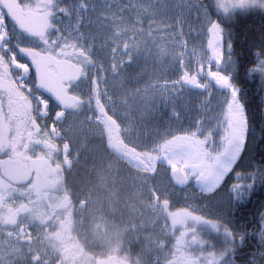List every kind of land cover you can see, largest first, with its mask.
<instances>
[{
	"label": "snow or ice",
	"instance_id": "6c2138e0",
	"mask_svg": "<svg viewBox=\"0 0 264 264\" xmlns=\"http://www.w3.org/2000/svg\"><path fill=\"white\" fill-rule=\"evenodd\" d=\"M77 137L148 182L152 264H264V0H0V225Z\"/></svg>",
	"mask_w": 264,
	"mask_h": 264
},
{
	"label": "flooded vegetation",
	"instance_id": "af4514ba",
	"mask_svg": "<svg viewBox=\"0 0 264 264\" xmlns=\"http://www.w3.org/2000/svg\"><path fill=\"white\" fill-rule=\"evenodd\" d=\"M31 168L30 162L21 161L20 175L26 176ZM66 176L61 170L41 187L31 205L21 212L16 225H0V257L8 254L14 264H46L42 254L38 255V249L53 246L55 257L47 264H152L151 250L147 249L144 203L139 204L132 198V182H116L111 187L108 232L120 238H116L107 253L101 254L96 241L99 228L95 224L99 223V218L95 222L93 219L98 205L87 198L83 185L74 195V188L68 185ZM145 190L144 184L141 185L144 196L140 200L146 198ZM22 229L28 237L19 239L18 244L25 248V253L16 258L5 232L12 233L10 237L14 238ZM101 230L105 232V228ZM32 234L39 235L45 241L43 245L36 246ZM27 255L35 256L25 259Z\"/></svg>",
	"mask_w": 264,
	"mask_h": 264
},
{
	"label": "rangeland",
	"instance_id": "374dc122",
	"mask_svg": "<svg viewBox=\"0 0 264 264\" xmlns=\"http://www.w3.org/2000/svg\"><path fill=\"white\" fill-rule=\"evenodd\" d=\"M86 138L87 137H86V133H85V135L82 136L81 139H86ZM81 139L79 137L76 138V142L73 145L74 149L72 148V151L70 152V158L72 160L70 169H65V167L62 166V171H64L65 173L73 171L74 170L73 164L75 162L77 154L79 153V151L85 150V152H87L89 154L93 153V154H91L92 156L98 157L97 161L95 163H93V160H91V165H90L91 168H95L94 173H95V175H97L95 177H101L103 175L111 177L112 179L110 180V184L112 187L114 186V184L116 182L124 184V182L126 180H130V182H132V186H131L132 198L133 199L135 198L136 201H139L140 198H142V196H144V192L141 193L142 192L141 191V185H143V183H144V180L141 179V176L137 175L134 177V179L133 178L131 179V176L129 175V173L127 171V167H124L121 164L114 162L111 158L101 154L100 147L98 146L97 141L90 140L88 142L87 147L81 148V146H80L81 145ZM77 150H79V151L77 152ZM146 187H147V183H146ZM145 192L147 193V200H148V198H149L148 191L145 190ZM75 194L76 193L74 192V195ZM148 210H150V209L148 208ZM96 218H99L98 219L99 223L98 222L95 223L96 226L99 228V233H98V237H96L97 238L96 241L98 243L100 253L101 254L104 252L107 253L109 250V247L112 246L113 243L116 241V238H120V236L116 233L114 236L109 234L108 228L110 225L108 224V221L110 219L108 218V215L105 212H102V210L99 208H97V210L95 211V213L93 215L94 222H95ZM90 219H91V217H90ZM23 224H25V223H23ZM102 228H105V232H103L101 230ZM150 235H151V232L149 234L147 233V249H148V251L150 250V247H149ZM32 236L34 237V242H35L36 246L43 245V243L45 242V241L41 240V237L39 235L32 234ZM17 237H18V235L14 236L15 240H11L9 238H6V239H7L8 243L10 244V247L12 249H14V251L16 252L15 257L20 258V257H22V255H24L25 248L19 246V244H18L19 240L17 239ZM121 237H123V236H121ZM27 246H30V245H27ZM52 247L47 248V249L46 248L41 249L39 247L38 255L42 254V259L44 260V262L47 260L46 258H47L48 253H49L48 249H50L51 254L53 253L52 255H54V257H55V253H54V250ZM34 256L35 255H30V256L27 255L25 257V259H29V258L32 259V258H34ZM46 263H49V262H46Z\"/></svg>",
	"mask_w": 264,
	"mask_h": 264
},
{
	"label": "trees",
	"instance_id": "16d2710c",
	"mask_svg": "<svg viewBox=\"0 0 264 264\" xmlns=\"http://www.w3.org/2000/svg\"><path fill=\"white\" fill-rule=\"evenodd\" d=\"M243 23H252V21L242 22ZM74 149V146H73ZM101 154L111 158L114 162L121 164L124 167H127V171L131 176V179L137 175L142 176V173H138L136 170L128 167L125 163L118 160L114 155L107 152L106 149L100 148ZM93 153H87L84 151H79L75 162L73 164L74 170L71 172L66 173V181L68 185L74 188L75 193H78L79 187L81 185L84 186L85 195L87 198L92 202L98 205V208L104 211L107 215L109 214V205L112 202L111 200V184L110 180L111 177L103 175L101 177H95V168H91V160L93 163L97 161L96 156H92ZM89 155V156H88ZM87 156V157H86ZM147 181L144 180V186L146 187ZM147 190V187H146ZM142 201L144 203V210H145V222H146V229L147 233L149 234L152 232V212L148 210L146 201H147V193L146 198L143 200H139V204Z\"/></svg>",
	"mask_w": 264,
	"mask_h": 264
},
{
	"label": "bare ground",
	"instance_id": "6f19581e",
	"mask_svg": "<svg viewBox=\"0 0 264 264\" xmlns=\"http://www.w3.org/2000/svg\"><path fill=\"white\" fill-rule=\"evenodd\" d=\"M112 155H114V154H112ZM115 156V155H114ZM69 157H70V155H69ZM116 157V156H115ZM117 158V157H116ZM71 159V158H70ZM118 159V158H117ZM63 160V156H61V161ZM118 160H120L121 162H123V163H125L128 167H129V165L124 161V160H122V159H118ZM71 163H72V160H71ZM69 166H71V164L70 165H65V167L67 168V169H70V167ZM131 168V167H130ZM133 169V168H132ZM133 170H135V169H133ZM26 237H28V234H27V232H24V230L22 229L20 232H19V234H18V237H17V239L19 240V239H23V238H26Z\"/></svg>",
	"mask_w": 264,
	"mask_h": 264
}]
</instances>
